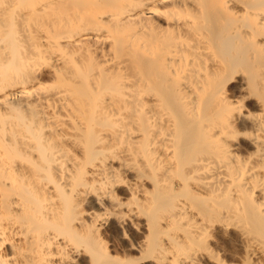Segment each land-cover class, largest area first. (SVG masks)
<instances>
[{"label": "bare ground", "instance_id": "6f19581e", "mask_svg": "<svg viewBox=\"0 0 264 264\" xmlns=\"http://www.w3.org/2000/svg\"><path fill=\"white\" fill-rule=\"evenodd\" d=\"M0 264H264V0H0Z\"/></svg>", "mask_w": 264, "mask_h": 264}, {"label": "rangeland", "instance_id": "374dc122", "mask_svg": "<svg viewBox=\"0 0 264 264\" xmlns=\"http://www.w3.org/2000/svg\"><path fill=\"white\" fill-rule=\"evenodd\" d=\"M47 72H50V70H49V68H46L45 70H44V73H42V80L44 81L43 83L48 87V86H50L48 83H50L51 84V80H50V78H51V73H48L47 74ZM46 74H47V76H46ZM50 74V75H49ZM45 75V76H44ZM49 75V76H48ZM44 77H47V78H44ZM50 80V81H49ZM227 253L229 252V250H227L226 251ZM230 253V252H229ZM228 253V254H229Z\"/></svg>", "mask_w": 264, "mask_h": 264}]
</instances>
